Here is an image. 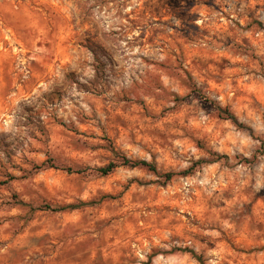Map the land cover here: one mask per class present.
I'll list each match as a JSON object with an SVG mask.
<instances>
[{
  "label": "rangeland",
  "instance_id": "obj_1",
  "mask_svg": "<svg viewBox=\"0 0 264 264\" xmlns=\"http://www.w3.org/2000/svg\"><path fill=\"white\" fill-rule=\"evenodd\" d=\"M0 264H264V0H0Z\"/></svg>",
  "mask_w": 264,
  "mask_h": 264
},
{
  "label": "trees",
  "instance_id": "obj_2",
  "mask_svg": "<svg viewBox=\"0 0 264 264\" xmlns=\"http://www.w3.org/2000/svg\"><path fill=\"white\" fill-rule=\"evenodd\" d=\"M231 119L233 120L234 118ZM121 166H129V167H143V168H147L148 170L152 171V172H156V168L154 165L146 162V161H132L130 159H128L125 156L121 157V162H120ZM117 168V166L115 164H110L105 168H100L97 171L102 175V176H107L110 173H112L115 169ZM172 174H166L164 177L168 180H170L172 178Z\"/></svg>",
  "mask_w": 264,
  "mask_h": 264
}]
</instances>
